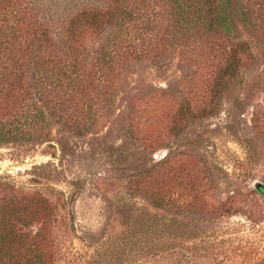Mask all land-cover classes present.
Listing matches in <instances>:
<instances>
[{
  "label": "rangeland",
  "instance_id": "1",
  "mask_svg": "<svg viewBox=\"0 0 264 264\" xmlns=\"http://www.w3.org/2000/svg\"><path fill=\"white\" fill-rule=\"evenodd\" d=\"M37 1L61 36L76 10L106 3ZM243 37L222 91L215 58L176 48L159 69L126 66L89 117L45 110L37 135L0 142V198L55 208L47 264H264V44Z\"/></svg>",
  "mask_w": 264,
  "mask_h": 264
},
{
  "label": "trees",
  "instance_id": "2",
  "mask_svg": "<svg viewBox=\"0 0 264 264\" xmlns=\"http://www.w3.org/2000/svg\"><path fill=\"white\" fill-rule=\"evenodd\" d=\"M48 14L37 0H0V142L37 135L45 110L64 124L89 117L126 66L159 69L176 48L183 62L215 58L222 91L241 71L243 32L264 44V0H106L76 10L63 36ZM16 199L0 198V264H47L55 208Z\"/></svg>",
  "mask_w": 264,
  "mask_h": 264
},
{
  "label": "water",
  "instance_id": "3",
  "mask_svg": "<svg viewBox=\"0 0 264 264\" xmlns=\"http://www.w3.org/2000/svg\"><path fill=\"white\" fill-rule=\"evenodd\" d=\"M254 187L256 189H260L264 193V185L262 183H260L259 181L254 182Z\"/></svg>",
  "mask_w": 264,
  "mask_h": 264
}]
</instances>
